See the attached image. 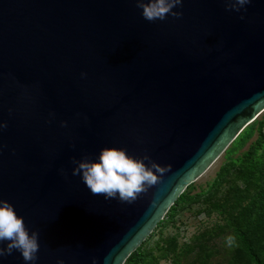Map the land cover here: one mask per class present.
<instances>
[{
  "label": "water",
  "instance_id": "obj_1",
  "mask_svg": "<svg viewBox=\"0 0 264 264\" xmlns=\"http://www.w3.org/2000/svg\"><path fill=\"white\" fill-rule=\"evenodd\" d=\"M226 9L184 0L149 22L135 0H0V198L39 231L35 264H123L264 112V0ZM106 147L171 167L105 199L72 161Z\"/></svg>",
  "mask_w": 264,
  "mask_h": 264
},
{
  "label": "rangeland",
  "instance_id": "obj_2",
  "mask_svg": "<svg viewBox=\"0 0 264 264\" xmlns=\"http://www.w3.org/2000/svg\"><path fill=\"white\" fill-rule=\"evenodd\" d=\"M181 194L123 264H252L239 234L264 220V112ZM255 246L263 255L264 238Z\"/></svg>",
  "mask_w": 264,
  "mask_h": 264
},
{
  "label": "clouds",
  "instance_id": "obj_3",
  "mask_svg": "<svg viewBox=\"0 0 264 264\" xmlns=\"http://www.w3.org/2000/svg\"><path fill=\"white\" fill-rule=\"evenodd\" d=\"M183 2L184 0H135L137 7L142 10L143 18L149 22L166 20L169 15L179 19L183 13L173 9L182 6ZM251 2L252 0H225L226 10L240 12ZM62 126H67V122H63ZM6 127L5 122H0V130ZM145 161H151V158L145 155L138 159L130 156L126 149L106 147L100 151L97 160L87 157L82 160L73 159L72 163L76 167L72 175L80 176L93 195H103L105 199H118L131 204L157 184L155 173L162 175L171 167L162 166L155 161H151L149 166ZM39 235V231H32L30 234L24 218L17 215L10 202L0 198V258L12 255L15 250L21 253L26 264H35L40 249ZM4 242H7V247L3 246ZM228 243H233V237H228Z\"/></svg>",
  "mask_w": 264,
  "mask_h": 264
},
{
  "label": "trees",
  "instance_id": "obj_4",
  "mask_svg": "<svg viewBox=\"0 0 264 264\" xmlns=\"http://www.w3.org/2000/svg\"><path fill=\"white\" fill-rule=\"evenodd\" d=\"M262 196H264V194H262ZM183 200H185V195L181 194L178 197V199L175 201L174 207H176V205ZM172 209H175V208H172ZM168 213H171V211L169 210ZM260 213H263V210H261ZM161 223H162V221L159 222L158 225H160ZM262 238H264V220H258V222L254 223L248 232H240V234H239V241L241 244V250H242L244 256L252 264H264V254L261 255L257 251V248L255 246L256 241H258V240L260 241ZM139 248H137L133 252L134 255L140 254ZM133 254H131L130 257Z\"/></svg>",
  "mask_w": 264,
  "mask_h": 264
}]
</instances>
